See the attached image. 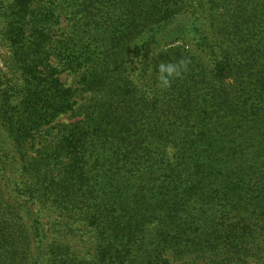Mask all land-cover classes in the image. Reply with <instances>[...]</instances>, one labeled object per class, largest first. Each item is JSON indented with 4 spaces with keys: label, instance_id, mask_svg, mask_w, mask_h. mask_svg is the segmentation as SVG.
Wrapping results in <instances>:
<instances>
[{
    "label": "trees",
    "instance_id": "16d2710c",
    "mask_svg": "<svg viewBox=\"0 0 264 264\" xmlns=\"http://www.w3.org/2000/svg\"><path fill=\"white\" fill-rule=\"evenodd\" d=\"M6 8L1 36L23 83L0 77V125L22 181L8 199L0 189V264H262L264 0ZM187 12L206 25L197 51L151 53ZM131 58L142 77L153 69L151 95L130 78ZM178 60L188 70L156 88L155 65ZM67 70L75 89L60 80Z\"/></svg>",
    "mask_w": 264,
    "mask_h": 264
},
{
    "label": "rangeland",
    "instance_id": "374dc122",
    "mask_svg": "<svg viewBox=\"0 0 264 264\" xmlns=\"http://www.w3.org/2000/svg\"><path fill=\"white\" fill-rule=\"evenodd\" d=\"M9 2L10 0H0V77L2 83H4L3 87L5 85H15L14 87H18L23 83L22 76L19 71H16L13 67L8 44L3 41L1 36V30L3 28V15L5 10H7L6 7ZM197 16L198 15H191L188 12L181 14L164 29L156 33L154 42L150 44L151 53L155 54L161 50H165V48L177 45H182L190 51H197L196 43L201 41L199 35L200 33H206V25L203 19L200 15L199 17ZM59 77L65 87H71L72 89L78 87L76 84L78 78L72 75V73H69L68 70L62 71ZM70 121L71 120L67 119V117H61L59 119L60 123ZM10 139L11 138L9 137L8 132L0 125V189H2L6 195L4 196L5 199H8L11 195L14 185L22 181V163L19 160L18 153L15 152L16 144L12 139ZM38 142L39 140H36L35 144ZM29 153L32 155L34 153L33 149H31ZM32 207L33 206H27V213L31 212ZM41 219L48 222L46 217H41ZM53 231L55 230L53 229ZM52 233L53 232H51L50 236H48L49 239L47 241L49 243H53V237L57 236ZM65 236L68 237V245L72 247L73 251L78 255H82L84 252L83 241L79 238H74L73 235H70L68 232ZM56 241L63 243L65 241V237H59ZM256 260L257 261H254L253 264H260L258 262V258H256ZM261 263L264 264V261Z\"/></svg>",
    "mask_w": 264,
    "mask_h": 264
},
{
    "label": "clouds",
    "instance_id": "9594fccd",
    "mask_svg": "<svg viewBox=\"0 0 264 264\" xmlns=\"http://www.w3.org/2000/svg\"><path fill=\"white\" fill-rule=\"evenodd\" d=\"M133 59V64L135 71L130 70L128 65V71L131 74L130 78L133 80V83L140 88L141 90L147 92L148 95H151V89L148 87V78L152 76L153 69H149L147 73L142 77L141 76V66L138 63L142 58H131ZM188 70V61L178 60V61H169V62H160L154 67L155 76H156V88L160 90L168 89L172 81L176 78L182 76Z\"/></svg>",
    "mask_w": 264,
    "mask_h": 264
}]
</instances>
